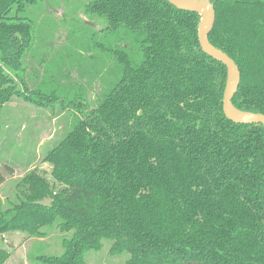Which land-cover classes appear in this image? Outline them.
Returning <instances> with one entry per match:
<instances>
[{"label":"trees","instance_id":"trees-1","mask_svg":"<svg viewBox=\"0 0 264 264\" xmlns=\"http://www.w3.org/2000/svg\"><path fill=\"white\" fill-rule=\"evenodd\" d=\"M39 1L0 0V110L24 97L73 115L43 157L54 183L32 172L15 200L0 199V234L72 232L61 253L37 255L40 264H89L105 238L111 255L129 252L125 264H264V124L226 116L230 73L202 49L203 16L171 0L87 3L139 49L138 59L129 45L109 50L121 73L91 106L80 93L48 92L46 72L29 89L36 24L21 13ZM210 1L209 42L241 71L233 106L264 114V0ZM47 198L50 206L37 203ZM8 255L0 250V264Z\"/></svg>","mask_w":264,"mask_h":264},{"label":"rangeland","instance_id":"rangeland-1","mask_svg":"<svg viewBox=\"0 0 264 264\" xmlns=\"http://www.w3.org/2000/svg\"><path fill=\"white\" fill-rule=\"evenodd\" d=\"M90 1L40 0L21 15L32 18L36 24V45L28 72H34L32 65L37 66L38 75L46 69L48 92L53 90L68 100L88 97L91 106H95L102 87L109 88L104 81L116 80L121 73L109 50L129 45L138 59L139 49L137 43L128 44L130 38L123 30L109 31L105 16L88 14L85 8ZM27 81L32 90L35 87L32 80ZM64 105L58 102L46 107L17 97L0 110V171L5 176L0 185V199L4 204L7 205L8 199H16V193L25 187L21 183L32 172L54 183L52 164L43 157L70 131L73 114ZM44 229L46 235L42 237L23 231L0 234V250L9 253L3 264H40L37 255L61 253L63 237L72 232L64 234L58 226ZM103 244L101 250L87 252L89 264H125L129 252L111 255L113 239L105 238Z\"/></svg>","mask_w":264,"mask_h":264},{"label":"water","instance_id":"water-1","mask_svg":"<svg viewBox=\"0 0 264 264\" xmlns=\"http://www.w3.org/2000/svg\"><path fill=\"white\" fill-rule=\"evenodd\" d=\"M175 5L182 9H189L198 11L203 18H206V25L202 26L199 32V40L202 49L214 57L215 59L223 62L229 69L230 81L228 89L224 96L223 108L226 116L240 123H262L264 124V114L263 113H246L242 112L243 115L235 114L232 111L233 103L232 99L238 90L241 81V71L235 60L230 57L227 53L219 50L209 42V34L215 24L216 12L214 5L210 0H196V2H191L189 0H171ZM203 23V20H202ZM38 204L44 206H50L52 204V198H47L37 201Z\"/></svg>","mask_w":264,"mask_h":264},{"label":"crops","instance_id":"crops-1","mask_svg":"<svg viewBox=\"0 0 264 264\" xmlns=\"http://www.w3.org/2000/svg\"><path fill=\"white\" fill-rule=\"evenodd\" d=\"M31 59H32V57H31ZM44 59H45V58H42V60H44ZM44 61H45V60H44ZM32 68H33L34 72H31V73L28 72V78L32 80L33 85L36 87V86H38V84L40 83V81H41V79H42V76L45 75V71H46V69L44 70V72H43L41 75H38V70L36 69L37 66L34 67V65H32ZM45 68H46V67H45ZM35 87H34V88H35ZM14 101H15V100H14ZM11 102H12V101H11Z\"/></svg>","mask_w":264,"mask_h":264},{"label":"bare ground","instance_id":"bare-ground-1","mask_svg":"<svg viewBox=\"0 0 264 264\" xmlns=\"http://www.w3.org/2000/svg\"><path fill=\"white\" fill-rule=\"evenodd\" d=\"M191 2H196V0H189ZM206 18L204 17L203 18V23H202V26H205L206 25ZM232 111L235 113V114H238V115H243L241 111H239L238 109H236L235 107H232Z\"/></svg>","mask_w":264,"mask_h":264}]
</instances>
